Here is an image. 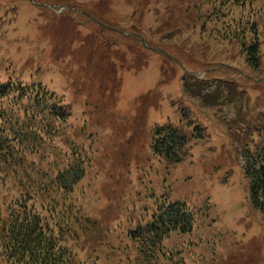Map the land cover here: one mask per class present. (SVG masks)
<instances>
[{"label": "rangeland", "instance_id": "rangeland-1", "mask_svg": "<svg viewBox=\"0 0 264 264\" xmlns=\"http://www.w3.org/2000/svg\"><path fill=\"white\" fill-rule=\"evenodd\" d=\"M101 1L0 0V78H44L57 91V98L72 108L67 126L73 129L80 130L87 111L89 128L81 139L86 141V151L91 150L95 167L83 184L81 202L99 220V227L81 246H95L94 242L102 239L100 251L109 257V263L135 264L138 253L134 247L124 250L126 256L118 263L119 248L129 243L124 231L131 225V211L134 217H148L159 197L165 195L184 202L195 214V224L190 234L170 235L164 248L168 255L157 264H264V219L252 213L247 203V181L237 147L245 140L242 131L264 113V0L245 8L228 4L220 16L224 22L207 12L202 32L191 34L180 28L183 33L170 42L163 39V46L159 45L160 36L148 33L150 27L156 29L158 0H109L105 7ZM190 1L203 6L204 12L208 10L205 0ZM241 16L249 20L248 30L258 24L261 63L256 70L247 64L240 46L243 34L234 35L233 25L228 24ZM59 17L65 22L55 23ZM73 18L92 25L93 19L102 18L105 24L118 26L124 32L144 30V35L151 36L148 39L152 46L163 48L183 66L172 63V69L167 68L172 74L170 80L162 83V57L153 56L140 70L138 59L133 54L127 56V64L118 68L115 117L108 123L106 116L88 107L93 104L86 105L88 88L80 86L83 62L78 50L73 56V52H69L70 56L66 52L68 40L73 44L84 39L83 44L97 42L96 36ZM71 27H75L74 31ZM189 74L213 85L206 98L183 93V78ZM218 84L223 88L218 91L220 96L213 91H217ZM226 88L238 94L236 99L231 100ZM181 110L205 129L207 138L192 145L180 164L168 165L151 151L153 131L167 123L180 125ZM87 136L93 140L91 148ZM255 138L256 142L260 140ZM99 195L102 199L97 201ZM89 252L86 248L81 256L85 258ZM127 257L133 259L127 261Z\"/></svg>", "mask_w": 264, "mask_h": 264}, {"label": "trees", "instance_id": "trees-1", "mask_svg": "<svg viewBox=\"0 0 264 264\" xmlns=\"http://www.w3.org/2000/svg\"><path fill=\"white\" fill-rule=\"evenodd\" d=\"M108 1L102 0L101 3L105 7ZM254 1L257 0H205L203 3L207 4L208 10L204 12L203 6L190 0H158L156 29L150 27L148 33L160 36L159 45H162L163 39L170 42L182 34L180 28L191 34H196L197 30L202 32L206 28L203 21L204 18L207 20V12L218 18L224 15L228 4L245 8ZM245 21L243 16L235 17L228 24L233 25L231 32L234 35L243 34L240 46L247 64L256 70L261 63L259 28L255 23L248 30L246 27L250 22ZM93 22L94 25L86 21L96 31L93 34L98 44H93L97 48L104 45L106 51L93 47L94 50L84 49L77 53L83 62L80 86L88 88L85 90L86 105H95L87 106L106 116L111 123L109 118L115 117L117 104L118 68L126 63L127 56L133 54L138 59L140 70L153 56L162 57V83L170 80L172 74L168 69H172V63L180 67L183 64L171 59L163 48L152 46L148 39L151 36L148 33L144 35V30L124 32L118 26L105 24L102 18L93 19ZM172 26L173 30L169 31ZM100 31H109L110 34L102 35ZM91 44H83V47ZM73 49L74 45H69V51L73 52ZM26 78L29 80L10 77L3 81L0 78V264H111L106 253L103 255L100 251L102 239H97L95 246H81L85 238L99 227V220L81 202L85 194L83 184L89 180L95 167L91 150L86 151V141L81 139L89 128L87 111L86 121L80 130L68 127L72 108L57 98V91L50 88L44 78ZM184 78L183 93L190 97L204 95L206 98L208 89L213 87L202 80L199 82L191 74ZM215 88L217 91H213L220 96L218 91H223V88H219V84ZM226 90L230 92L231 100L236 99L238 94H233L228 88ZM181 114L180 125L167 123L153 131L151 151L168 165L180 164L188 157L193 144L207 138L205 129L190 120L186 111L181 110ZM141 117L139 114V123ZM242 133L245 140L237 147L247 181V203L252 213L264 219V113L257 115L253 124ZM256 136L260 139L258 142ZM87 140H90L91 148L93 140L88 136ZM94 193L96 195L97 190ZM101 199V195L96 198L97 201ZM138 217H134V211H131V225L124 231L129 243L119 248L118 263L126 256L124 250L134 247L138 253L134 258L135 264H157L160 258L168 255L164 248L170 235L190 234L195 224V214L184 202L173 201L165 195L156 201V208L150 216L139 214ZM104 245L107 244L101 243ZM86 248L90 252L83 258L81 251ZM108 248L113 252V248ZM171 258L169 255L168 259ZM132 259L126 258L127 261Z\"/></svg>", "mask_w": 264, "mask_h": 264}]
</instances>
